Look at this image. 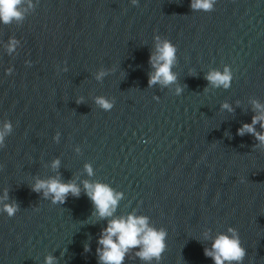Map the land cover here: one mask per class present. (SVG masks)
Here are the masks:
<instances>
[{
	"label": "water",
	"instance_id": "obj_1",
	"mask_svg": "<svg viewBox=\"0 0 264 264\" xmlns=\"http://www.w3.org/2000/svg\"><path fill=\"white\" fill-rule=\"evenodd\" d=\"M156 35L178 49L180 96L176 85L148 87ZM9 38L20 41L12 56ZM226 65L230 89L205 92L207 72ZM101 68L113 70L102 83ZM97 96L113 109L98 108ZM251 99L264 103V0H217L210 13L192 12L190 0H39L21 26L0 24V126L13 125L0 149V195L7 188L20 207L12 218L0 213V264H44L49 254L59 264H97L106 221L91 224L83 190L64 205L31 191L35 177L57 174L109 184L123 193L113 218L134 212L165 228L160 264H213L203 233L228 227L246 249L243 264H264V151L236 135L251 123ZM224 102L234 114L221 111Z\"/></svg>",
	"mask_w": 264,
	"mask_h": 264
},
{
	"label": "clouds",
	"instance_id": "obj_2",
	"mask_svg": "<svg viewBox=\"0 0 264 264\" xmlns=\"http://www.w3.org/2000/svg\"><path fill=\"white\" fill-rule=\"evenodd\" d=\"M217 0H190L192 12L202 11L210 13L214 11V5ZM39 0L33 3V0H0V24L5 26H21L26 18L31 15ZM133 6H138V0H131ZM20 46V41L16 38H9L6 44V53L12 56ZM177 47L168 39H162L161 36H154V50L150 54L149 64L152 71L148 74V87L159 85L162 88L175 87V95L180 96L184 87L178 84V76L173 72L177 64ZM30 67L31 64L26 62ZM67 71V68H64ZM112 69L105 70L101 68L95 74L97 82H103L104 78L112 73ZM13 68L6 70V75H12ZM204 79L208 82L209 89H230L233 81V72L229 66H224L223 70L212 69L207 72ZM77 104L84 103L83 98L76 100ZM95 105L103 111H111L115 101L97 96L94 98ZM236 107H240L237 102ZM221 111L234 114L235 109L228 102L220 105ZM253 115L251 123H243L237 130L236 135L244 137L250 135L256 143L253 150L264 151V103L258 99L250 100V109ZM259 126V131L257 130ZM13 131V125L6 121L0 126V149L6 147V137ZM230 135V133H229ZM54 142H60V133L57 132L53 137ZM80 149L77 148V152ZM61 166L59 158L51 162V169L57 172ZM2 167V166H0ZM84 172L92 177L95 173L90 164L84 165ZM78 179V178H77ZM241 182H244L241 180ZM80 184L83 185V189ZM31 191L39 194L41 199L49 200L52 205H64L68 198H80L81 192L87 196L93 206L91 217L95 218V224L99 221H106V227L102 228L97 240L96 256L97 264H125L127 257L138 258L144 264H160L163 254L167 250L166 239L168 232L165 228H156L151 225L150 218L144 215H136L134 212L127 216L113 218L119 202L123 199V193L115 191L109 184L102 182H91L83 180L80 183L76 179L69 182H63L60 176H50L47 179L39 177L34 178V183L30 186ZM20 211L19 204L10 200L8 189L5 188L3 195H0V213H6L12 218ZM89 217V218H91ZM88 218V219H89ZM204 240H210V247H204V256L210 258L213 264H243L247 255L246 249L241 244L240 235L237 229L228 227L226 232L211 235V230L203 233ZM91 251L90 245H84V252ZM44 264H59L56 256L49 254L44 258Z\"/></svg>",
	"mask_w": 264,
	"mask_h": 264
}]
</instances>
